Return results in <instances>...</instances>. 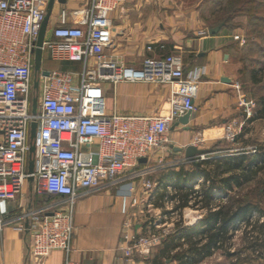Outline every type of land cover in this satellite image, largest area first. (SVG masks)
I'll list each match as a JSON object with an SVG mask.
<instances>
[{"label":"built area","instance_id":"obj_1","mask_svg":"<svg viewBox=\"0 0 264 264\" xmlns=\"http://www.w3.org/2000/svg\"><path fill=\"white\" fill-rule=\"evenodd\" d=\"M127 1L87 0L80 9L61 10L56 25L47 28L42 64L48 53L53 62L79 63L81 70H47L48 75L40 74L36 89L35 55L48 0H0V252L1 234L14 222L6 218L7 201L22 194L29 180L37 197H52L44 208L27 213L15 226L30 232L35 264L55 250L64 251V264H82L71 257L74 205L81 191L97 188L104 181L122 186L133 210L125 221L129 230L121 258H148L177 223L189 225L197 220H182L176 207L178 198L166 195L169 212L139 230L134 228V220L142 221L146 211L150 213L162 189L150 177L156 169L154 163L162 164L165 152L170 151L167 133L171 124L195 110L199 81L185 75L180 53L146 55L138 63L128 64L109 51L118 33L112 13ZM233 38L245 42L240 33ZM165 47L149 43L146 49L156 54ZM119 82L169 86L166 112H108L104 85ZM244 107L246 117H252L253 103L247 101ZM34 122L37 135L31 154ZM236 136L229 126L226 139L234 141ZM245 151L255 153L258 147ZM142 158L147 161L141 162ZM166 191L174 195L178 190L167 185ZM194 203L191 199V210L198 211L200 205Z\"/></svg>","mask_w":264,"mask_h":264},{"label":"crops","instance_id":"obj_2","mask_svg":"<svg viewBox=\"0 0 264 264\" xmlns=\"http://www.w3.org/2000/svg\"><path fill=\"white\" fill-rule=\"evenodd\" d=\"M84 2L87 3V0H55L49 17L48 29L56 25L61 10L80 9L84 6ZM180 4L182 5L180 0H128L112 13L118 32L110 48L113 55L132 64L139 62L138 56L159 57L165 53L177 52L183 56L185 75L199 81L196 108L189 122L183 124L177 119L171 124L167 133L170 151L165 152V157L180 155L181 164L175 166L169 161L165 165L166 172H162L163 175L160 174L156 181L161 184V188L165 187V189L167 185H173L177 189V182L185 184V188L203 183L202 179L205 177L202 175L187 177L184 174L178 178L176 177L177 172L194 171L207 159L212 160V166L216 167L218 161L222 162L224 157L239 153L243 147H250L249 137L254 131L259 134L263 133L264 136V124L259 130L255 128L259 121H264V118L251 120V117H246L244 103L252 101L243 90L240 81L243 75L241 71L243 62L239 56L242 45L233 38V35L239 32L244 36L247 16L237 15L234 18L233 29L223 27L218 33L210 34L209 29L212 25L201 16L199 4H196L199 7L195 8L193 2L187 4V7H182ZM149 43L164 44L166 47L154 54L146 49ZM45 55L50 59L48 53ZM44 61L45 59L43 63ZM55 63L52 68L44 64L42 66L44 70H81L79 63L66 61ZM223 77L230 78V82H224ZM104 88L108 112L117 111L123 114L166 112L169 86L143 82H119L115 85L107 83ZM229 126L237 132L235 140H229L233 142L235 148L223 153L221 144L227 140L226 134ZM188 145L206 150L204 155L198 157V165L185 157V148ZM263 162L264 154L253 161L251 166L255 167L257 164L262 166ZM154 164L156 167L160 166V164ZM188 165L192 170L186 167ZM172 172H175V175ZM230 173L231 171L223 176H228ZM153 174L154 172L150 176L152 180ZM206 181L208 182L209 179ZM240 188L233 184L232 189L227 192L228 196ZM123 189L122 186L104 181L97 188L79 193L74 205L75 235L71 253L74 260L82 264H151L149 261L154 252L159 249V245L152 250L148 258L138 255L121 258L122 248L126 246L124 235L129 230L125 221L133 212L130 206L131 201L124 194ZM41 199L34 193L33 182L29 180L22 194L7 201L6 218L14 222L7 224L1 234L0 260L2 264H35L30 252L32 242L30 232L19 231L15 226L27 213L40 210L50 203L45 202L37 207L35 201L39 203ZM204 209L205 214L207 208ZM157 210L159 209L155 206L153 211L158 213ZM190 211L193 213L192 217H188L190 221L196 217L197 222L204 215L203 211L198 212L191 209ZM134 221L135 229L139 230L143 225L146 226L143 220L135 219ZM192 224L194 223L189 225ZM64 260V251L55 250L40 264H64Z\"/></svg>","mask_w":264,"mask_h":264},{"label":"rangeland","instance_id":"obj_3","mask_svg":"<svg viewBox=\"0 0 264 264\" xmlns=\"http://www.w3.org/2000/svg\"><path fill=\"white\" fill-rule=\"evenodd\" d=\"M215 1L217 2V0H180V3H182V5H180L182 7H187V4L193 2L195 4L193 7L195 8L198 6L196 4H199L200 14L201 16H203V18H205L208 24H212L215 21L216 17L221 15H227V13L230 14L229 11H233L234 9H237L238 6H242L241 11H239L237 15L247 16V22L245 23L247 24V27L243 33L245 37V42L241 43L239 41L242 45V49L240 50L239 56L241 57V61L243 62V68H241L243 75L240 81L243 90L247 93V96L249 97V99H251L252 103L254 102L253 112L255 114L256 110L259 107V98L261 96H264V6L259 5L258 2H260V0H252L253 2L251 3H245L246 0H223L222 6L220 5L221 8H219V4H216ZM85 3L86 2H84L83 5H85ZM261 16L263 18L260 20L254 19V17ZM138 58V60L140 61L142 59V56H138ZM44 59V66H49L51 68L55 66L56 63L53 61L51 62V60L48 59L46 55H44ZM260 69H262V71L259 72L258 70ZM252 70L258 71L256 79H258L259 82L253 81L251 76ZM263 124L264 121H259L256 124L255 128L257 127V129L259 130L261 127H263ZM249 140L250 147H264L263 133L259 134L254 131L253 134L250 135ZM222 143L223 144H221V147L223 148H221V151H223V153H227L231 149L235 148L233 142L229 140H224ZM248 148L249 147L247 146L243 147L241 151H245ZM169 161L175 166H177V164H181L180 155H172L170 157H165V160L162 161V164L156 167V170L153 174V181H155V183L158 179V176H160V174L162 176L163 173L166 172L165 170L167 168H165V165H167ZM213 166L212 164H207V168L211 172L212 168H215ZM186 167L190 168L189 170H192L190 165ZM253 168L257 170L256 178L253 181L248 182L235 193H230L229 196L228 193H225L224 195H217L215 197L213 209H216L218 203L230 204V202H232L233 200H236L239 197H244V199L246 200H253L255 203H258L259 206L264 210V162L262 163V166H259L257 164L254 167L253 165ZM202 182L203 183L201 184L197 183L196 185L194 184L188 187L194 188L199 184L198 188L202 189L204 185H209L210 183V181H208V183L205 178L202 179ZM176 187L177 190L180 191L179 186ZM166 195L169 196V193L166 191L165 187H162V189L158 191L157 196L153 200V204L159 209L157 210L158 213H155L153 211V208L155 206L151 207L150 213L146 211L147 213L144 214L142 222H153V220H157L160 214L161 216H164L169 212V208L167 207L170 206L169 198H173H168L166 197ZM51 201L52 200L50 199V197L46 196L40 200V204L35 201V205L38 207L39 205H43L45 202ZM199 205L200 206L199 208H197V210L203 211L204 214L205 207H201V203ZM192 208L193 207H191L190 205L183 208H179L178 216H180L182 220L189 222L190 220L188 217L193 215V213H191L190 211V209ZM200 216L202 215L200 214ZM262 222H264V215L262 212L259 211L255 212L252 215L250 221H241L238 224L236 230L230 231V234L232 236L230 242L227 243L223 248L215 250L211 256H208L198 264H264V234L262 231L257 229L259 227V224H261ZM173 231L174 229L171 230L169 234H171ZM168 263H170V261H168Z\"/></svg>","mask_w":264,"mask_h":264},{"label":"trees","instance_id":"obj_4","mask_svg":"<svg viewBox=\"0 0 264 264\" xmlns=\"http://www.w3.org/2000/svg\"><path fill=\"white\" fill-rule=\"evenodd\" d=\"M216 2V1H215ZM223 0H217L219 6H222ZM252 0H246L245 3H251ZM264 6V0L258 2ZM244 5V4H243ZM221 6L219 8H221ZM242 6L229 11L230 14L221 15L215 18L211 24L212 27L217 26L221 22L225 23L224 27L234 28V18L241 11ZM263 17H254L260 20ZM259 72L262 69L258 70ZM257 70L251 71L253 81L259 82ZM259 107L256 113L253 114L251 120L255 118H264V96L259 98ZM264 154V147L261 146L254 154L251 152L240 151L235 155L224 157L222 163L218 161L212 172L207 168V164L213 163L212 160H204L194 171L184 173L183 170L177 172L178 178L182 175L199 176L202 175L209 179V185H204L202 189L195 190L194 188H185V184H180L176 195H169L171 198H178L179 204L177 208H183L189 205L191 199H194L195 204H200L201 207L207 208L205 215L192 225L177 223L174 231L169 234L159 245V249L150 259L151 264H197L203 261L208 256H211L215 250L223 248L231 240V230H236L241 221H250V218L255 212L264 210L253 200H246L244 197H239L230 202V204L218 203L216 209H213L215 197L224 195L229 189H232L233 184L237 187H243L248 182L256 178L257 170L251 166L252 162L257 160ZM224 162V165H223ZM203 166V167H202ZM231 171L228 176L224 174ZM175 175V172H172ZM163 182V181H162ZM52 199V197H50ZM258 225V224H257ZM264 234V222L259 224L257 228Z\"/></svg>","mask_w":264,"mask_h":264},{"label":"water","instance_id":"obj_5","mask_svg":"<svg viewBox=\"0 0 264 264\" xmlns=\"http://www.w3.org/2000/svg\"><path fill=\"white\" fill-rule=\"evenodd\" d=\"M55 3V0H49L48 2V14L46 19L44 20V22L42 23L41 26V30H40V34L38 37V41H37V49H36V55H35V66H34V70H35V88L38 89L39 86V77L40 74L43 75H48L49 71L47 70H42V58H43V50H42V45L47 33V28H48V22H49V17L51 15V11L53 9V5ZM225 26L224 22H221L220 24H218L215 27H212L209 29V33L210 34H216L218 33L223 27ZM222 80L224 82H230V78L228 77H223ZM36 106H37V99H34V103H33V111H36ZM191 112H188L187 114L179 117V122L183 123V124H187L189 122V119L191 117ZM178 124V123H177ZM37 135V123L34 122L32 123V127H31V134H30V139H31V146H30V153L33 154L35 151V144H34V139ZM181 149V148H180ZM206 153V150L204 149H199L194 145H188L185 148V157L191 161L193 164L198 165V157H200L201 155H204ZM147 159L146 158H142L141 162H146ZM34 167V162L33 160H31L29 162V170L32 171ZM28 225V222H27Z\"/></svg>","mask_w":264,"mask_h":264},{"label":"flooded vegetation","instance_id":"obj_6","mask_svg":"<svg viewBox=\"0 0 264 264\" xmlns=\"http://www.w3.org/2000/svg\"><path fill=\"white\" fill-rule=\"evenodd\" d=\"M34 76H36L35 72H34Z\"/></svg>","mask_w":264,"mask_h":264}]
</instances>
